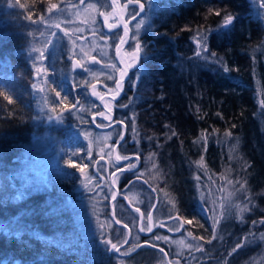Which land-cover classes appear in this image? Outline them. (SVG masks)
<instances>
[{
  "label": "trees",
  "instance_id": "16d2710c",
  "mask_svg": "<svg viewBox=\"0 0 264 264\" xmlns=\"http://www.w3.org/2000/svg\"><path fill=\"white\" fill-rule=\"evenodd\" d=\"M55 2L0 0V225L8 226L0 227V264H147L161 253L142 247L119 256L104 243L107 237L117 244L123 231L111 221L107 174L90 169L92 180L84 181L86 168L75 169L69 161L68 177L51 180L30 147L45 133H54L51 148L61 147L64 133L69 136L65 126L43 124L27 52L40 29L33 21ZM142 4L147 22L135 40L143 50L135 66L141 67L140 78L134 85L125 82L120 101L112 105L115 119L126 125L118 150L136 154L139 169L145 161L156 164L157 173L141 184L144 200L155 195L157 213L167 203V214L183 218L202 238L205 255L194 264H229L232 257L241 264L258 246L249 244L264 233V0H153L151 9ZM228 15L234 19L226 26ZM120 32L117 25L102 34L113 45ZM201 36L207 52L198 47ZM85 115L82 124L96 130L91 112ZM202 133L206 142L199 139ZM201 158L204 167L196 163ZM130 176L120 174L116 185L113 207L121 221L117 209H128L122 192ZM227 181L236 199L251 201L252 211L214 235L207 219H197L191 209L198 185L219 199ZM95 217L104 232L90 230ZM217 240L221 245L212 248ZM182 261L178 264H190Z\"/></svg>",
  "mask_w": 264,
  "mask_h": 264
},
{
  "label": "rangeland",
  "instance_id": "374dc122",
  "mask_svg": "<svg viewBox=\"0 0 264 264\" xmlns=\"http://www.w3.org/2000/svg\"><path fill=\"white\" fill-rule=\"evenodd\" d=\"M142 2H145V4L149 3L148 0H139V3ZM119 3L129 36L126 37V35L122 39L125 43L120 44L122 49L119 54V61L127 69L129 68V64H133V67L130 68L131 71H129L130 69H128V71L129 77L133 78L129 81V85H134L136 82L134 73L137 71L135 67L137 59L133 50L135 48V40L142 32L147 19L146 16L141 13L139 4L136 3V0H119ZM54 4L58 7L51 12L47 10L43 17V22H41V20L33 21V25H40V29L37 31L38 37L35 38L29 46L27 52L32 62V91L33 95L37 98L38 113L43 115V124L49 127L65 126L68 128L69 136L64 133L67 140L64 141L61 147L51 148L49 145L54 144V133H45L43 136L34 137L30 147L32 151H35V160H37L38 165L41 167L40 170L45 173L47 177L51 175V180L54 179L57 181L61 176L68 175L66 167L69 161L73 162L71 165L75 163V165H73L75 169L81 167L86 168L81 173L84 181L92 180L89 173L90 169L94 170L95 173L103 171L107 174L106 176L112 188V190L109 191L111 196L109 199L110 202L113 193H115L114 188L117 187V182L121 179V173L118 172L117 169H127L129 164H135L137 166L140 160L136 158V154L129 153L131 151L121 152L118 150V144H121L127 136L126 129L125 132H122V127L119 128L117 134L114 131L98 129L89 130L88 127L82 124V121H86L87 118L85 114L89 112V108H87L88 93L84 86H90V83L95 79L106 82L110 76L116 78L121 77L120 71L112 67V65H116L114 57L112 56V54L116 52V47L114 48L113 46L112 52L111 47L103 40V36L107 34H102L103 30L113 29L118 25L116 11L112 6L111 0H83V3H81V0H56ZM124 4L128 5L127 8H123ZM137 13L138 15H136V18L132 19V16ZM105 16L108 17L107 22H105ZM141 20L144 21V24L141 25L140 31L137 32L136 26ZM109 25L116 26L110 28ZM96 34L102 36L98 37ZM126 44H128V46ZM72 59H76L78 63L82 65L79 72L73 71V68L71 69ZM33 84H35V88ZM78 89L81 90L78 91ZM111 91L112 94L115 95V87H113ZM57 93H59V96L56 95ZM68 101H74V103L68 106ZM98 103L102 105L104 109H109L111 101L102 99L98 101ZM67 107H69V109H67ZM101 113H103L105 118H110V115L105 111L99 110L98 114ZM90 121L97 126H106L104 123L97 122L94 115L90 116ZM68 141H70L71 144L74 143L76 146L71 147L70 144L68 145ZM73 153L76 155H73ZM118 155L120 157L126 156L128 160H117ZM112 159L114 163H112ZM154 164L155 163L153 161L151 162V160L149 163L145 161V165L142 169L132 173L133 176H139L140 181L125 185V189L122 192L123 196L129 201L132 207L137 206L141 208L145 216L144 219H141L138 228L139 231H137V213L129 211L126 208L117 209L118 215L123 221L116 218V216L115 221H119V224H125L130 228V239L128 242L129 244H126L127 246L120 248V252L111 250V246L109 245L110 253L125 254L137 249L136 245L141 241L138 232H147V230L141 231L140 229H147V227L150 226L152 230L153 227L157 230L163 219L165 220L166 227L172 231H177L178 226L180 227L179 220L177 218L170 219L172 215L167 214V203H165L166 206L163 209L165 212H156L154 222L153 218L149 221L146 217L153 198L149 193L148 202L145 201L147 197L144 200L143 195L145 193L147 194V192L143 189L141 184L146 183V177L149 178V176L157 173L156 164L155 167L153 166ZM111 166L112 170H110ZM108 171H111L109 175L107 173ZM126 171L127 170L123 171V173H127ZM114 173L115 176L113 175ZM116 177H119V179H116ZM198 187L199 191L197 189L198 192L194 204L195 208L191 209L194 211L197 219L202 220V218H206L209 228L213 230V218L215 217L218 219L220 214L223 215L219 222L221 227L219 225V229L214 232V235H220V230L222 232L225 231L230 224L234 223L233 221L241 222L240 220L242 218L237 206L244 207L247 205L250 209L249 211H245L242 217L252 211V206L250 205L251 201L249 202V199L248 201L236 199L228 181L221 188L222 194L219 195V199L209 189L204 188L202 185H198ZM221 204L224 206L220 207ZM213 209H215V212L212 211ZM158 212H160V210ZM149 213L152 217L153 212ZM94 219L95 220L91 222L90 230H96L99 233L104 232V223H99L96 217ZM127 222L129 223L127 224ZM85 228H87V226H85ZM122 229L123 231L119 233L125 235L119 236L117 246L123 243L127 238L126 235H128L126 229L124 227H122ZM189 233H192V235L190 236ZM157 236L167 237L168 239L166 241L163 239L157 240L155 239ZM105 240L108 241L109 238L106 237ZM181 240L184 241L185 245L202 246L203 243L202 238L193 233L192 229L188 227L187 224H184L181 231L175 235H167V233L161 232V230L152 232L148 241L168 249L169 257L173 259L172 264H178L179 259H182L184 263L194 264L195 260L205 255L204 251H197L195 247L188 248L178 244ZM219 245L221 244L219 240H217L216 243L212 245V248ZM249 246L257 247L251 248L248 253L249 256L247 261L240 263L264 264V233L257 235ZM235 261L236 257H232L229 264H234ZM162 262H165L163 257L158 256L156 260H152L147 264H162Z\"/></svg>",
  "mask_w": 264,
  "mask_h": 264
},
{
  "label": "snow or ice",
  "instance_id": "6c2138e0",
  "mask_svg": "<svg viewBox=\"0 0 264 264\" xmlns=\"http://www.w3.org/2000/svg\"><path fill=\"white\" fill-rule=\"evenodd\" d=\"M148 2H149V9H151V8L153 7V0H148ZM81 3H83V0H81ZM136 3L139 4L140 10H141V11H144V4L139 3V0H136ZM127 6H128L127 4H124V5H123V8H127ZM57 7H58V6H57L56 4H52V5L49 7L48 11L51 12L53 9H55V8H57ZM216 14L219 15L220 13L217 12ZM136 15H138V13H137V14H134V15L132 16V19H135V18H136ZM43 19H44V18L42 17V18H41V22H43ZM233 19H234V17H233L232 15H228V16H226V17H225V25L227 26L228 24H230V23L232 22ZM107 20H108V17L105 16V22H107ZM143 24H144V21H143V20H141V21L137 24V26H136V31H137V32L140 31L141 25H143ZM57 26H58V25H57ZM114 26H116V25H109L110 28H111V27H114ZM125 30H126V32H127V25H125ZM66 34H67V32H66ZM133 38H135V37H133ZM121 43H125V41L121 40ZM197 44H198V47L201 48V51H204V52H207V51H208V48H207V45H206V38H205L204 36H201V37H200V39L197 41ZM133 51H134V53L136 54L137 59H139V58H140V54L142 53L143 50H142V47H141V43H140L138 40H137V42H136V45H135V48H134ZM199 54H200V53H197V55H199ZM211 55H212L213 57H215V56H216V53H211ZM81 67H82V65H81ZM112 67L115 69V68H116V65L114 64V65H112ZM128 67H129V68L133 67V64H129ZM38 71H39V70H38ZM140 71H141V67H140V66H137V71H136V73H134V77H135V79H136L137 82L139 81V78H140V77H139V73H140ZM225 71H228V68H227V67H225ZM120 76H121V78L126 77V76H127V72H126L125 70H120ZM109 79H114V78L110 76ZM132 79H133L132 77H129V78H128L129 81L132 80ZM124 83H125V82L122 81V79H114V84H115V95H113V97H112L113 100H115V99H116V96H118V95L120 94V92L123 90V88H124ZM33 87H34V88L36 87L35 84H33ZM56 95L59 96V93H57ZM5 99H9V98H8V97H5ZM101 99H103V97H101ZM9 102H11V101H9ZM73 107H74V105H73ZM53 110H55V109H53ZM100 115H103V113H101ZM50 119H51V118H50ZM172 134H173V135H176L175 132H173ZM226 135L231 136V133H230V132H229V133H226ZM199 139L204 140V141L206 142L207 137L202 133V134H201V137H200ZM195 142H196V141H194V143H195ZM73 155H76V154L73 153ZM150 158H151V157H150ZM120 159L127 160L128 157H126V156H125V157H120V156L118 155V156H117V160H120ZM196 163L198 164V166H200V167H204L203 158H201V160H200V161H197ZM153 166L155 167V164H154ZM135 167H136L135 164H129V165L127 166V169L118 168L117 171L120 172V173L122 174L123 171H125V170H127V171H133V170L135 169ZM81 171H83V169H81ZM113 175L115 176V173H114ZM116 179H119V177H116ZM114 182H115V181H114ZM242 187H243V185H242ZM110 191H111V188H110ZM23 195H24L23 193H20V194L17 196V198H22ZM112 198H113V199H116V195H115V193H113ZM223 206H224L223 204L220 205V207H223ZM237 207H238L239 213L241 214V218H242V214H243L245 211H249V210H250V209L248 208L247 205H245L244 207H240V206H237ZM136 211H137V212H140V209L137 208ZM212 211L215 212V209H213ZM144 216H145V214H144V213H141V219H144ZM147 219H148L149 221H151L152 217H151V214H150V213L147 214ZM213 219H214V227H213V231L215 232V225L219 223V220L216 219L215 217H214ZM117 223H119V221H117ZM189 223H190V221H189ZM0 227H3L5 231L8 230V226H7V225H0ZM124 227H127V225H124ZM140 230H141V231H145V230H147V231L151 232V231H152V228L149 226V227H147V229H145V228H141ZM177 230H179V226H178ZM120 235L123 236V235H125V234L121 233ZM189 235L191 236L192 233H189ZM214 238H215V237H214ZM155 239H157V240L163 239V240L166 241L168 238H167V237H160V236H157V237H155ZM209 242H211V241H209ZM104 243H105L106 245H110V246H111V250H113V251H115V252H120V248L117 246L116 243H112L111 240L105 241ZM124 243H127V240H126V239L124 240ZM178 244H180V245H182V246H185V247H188V248H193V247H195L197 251H203V246H194V245H190V244L185 245L184 241H182V240L179 241ZM57 246H59V245H57ZM149 246L152 247V248H157V247H158L156 244H150ZM136 247L139 248V247H141V245L137 244ZM239 247H241V245L238 243V244L236 245V248H233L232 251L235 252L236 249L239 248ZM159 251H160V252H164V249L161 248V249H159ZM162 264H172V262H171V261H167V262H162Z\"/></svg>",
  "mask_w": 264,
  "mask_h": 264
},
{
  "label": "flooded vegetation",
  "instance_id": "af4514ba",
  "mask_svg": "<svg viewBox=\"0 0 264 264\" xmlns=\"http://www.w3.org/2000/svg\"><path fill=\"white\" fill-rule=\"evenodd\" d=\"M106 31H107L108 34L111 33V30H109V29H106ZM126 37H129V36H126ZM123 38H124V36H123L122 32H120L119 39L113 45L112 44H109L110 40H108L107 38H104L103 39L105 41V43H107L111 47V51L112 52H113V46H114V48L116 47V52L114 54H112V56L114 57V61H115L116 65H117L116 69L118 71L127 69L119 61V54H120L121 49H122V47H120V44H122L121 43V40ZM126 43H127V40H126ZM126 45L128 46V44H126ZM136 65H137V63H136ZM128 69H130V68H128ZM128 69H127V76H126L125 80L123 79L124 82H129V80H128V78H129V71H131V69L129 71H128ZM113 78L114 79H121V77L120 78L113 77ZM114 79H107L106 82L101 81L99 79H95V80H93L90 83V86H84V88L87 90L88 97H89L87 99V101H88L87 107L89 108V112H91V114L95 116V119H96L97 122L106 124V126H97V125L93 124V126H94L95 129H98V130H106V131H114L116 133L118 131V129H119V125H121L122 132H125L126 125L121 120L115 119V108L112 107L113 103H116L117 101H120V98H121V96L123 94V90H122L120 92V94L118 96H116V99L115 100L112 99L113 94H112L111 89L113 87H115V85H114ZM101 97H103L104 100L111 101V104L109 105L110 106L109 109H104L102 107V105H100L98 103V101H101L102 100ZM99 110H103L106 113H108V115H110V118L107 119L103 115L98 114V111ZM118 145H120V144H118ZM155 199H156V197L154 195L153 201H155ZM157 206H158V204H157ZM155 209L153 211V216H152L153 222H154V217H155V214H156V210ZM170 219H173V218L170 217ZM161 222L162 223L160 224V227L157 230L153 227L152 232H157L158 230H161V232H166L167 235L168 234L171 235V231L172 230H170L169 228L166 227L165 220L163 219V220H161ZM179 222L181 223L180 220H179ZM183 225H184V223H183ZM142 239L144 241H146V240L148 241V239H150V238L148 236L146 238L142 237ZM149 244H152V243L150 242ZM149 249H151V248H149ZM152 249L154 251H158L155 248H152ZM147 251H148V253L151 252L150 250H147ZM167 257L170 258L169 257V251H168V249H167Z\"/></svg>",
  "mask_w": 264,
  "mask_h": 264
},
{
  "label": "water",
  "instance_id": "95a60500",
  "mask_svg": "<svg viewBox=\"0 0 264 264\" xmlns=\"http://www.w3.org/2000/svg\"><path fill=\"white\" fill-rule=\"evenodd\" d=\"M113 1V3L115 4V8H116V12H117V16H118V22H119V26H120V28L122 29V34H123V36L124 35H126L127 33H126V31H125V28H124V24H123V19H122V16H121V8L119 7V5H117V0H112ZM72 65H73V67H74V69H76V68H79V63H78V61L77 60H75V59H73V61H72ZM125 70V69H124ZM126 71V70H125ZM127 72V71H126ZM115 191H116V194H117V190L115 189ZM127 203V205L131 208V209H134V210H136L137 208H135V207H132L128 202H126ZM153 211V208L151 209V212ZM139 213V215H140V217H141V211L140 212H138ZM128 231H129V229H128ZM147 234H149V231H147L146 233H143V235H147ZM165 256H166V262H167V255L165 254Z\"/></svg>",
  "mask_w": 264,
  "mask_h": 264
}]
</instances>
